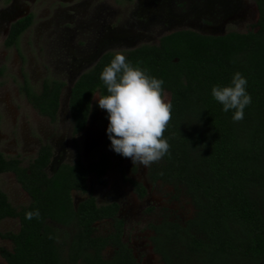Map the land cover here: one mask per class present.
Segmentation results:
<instances>
[{
    "label": "trees",
    "instance_id": "1",
    "mask_svg": "<svg viewBox=\"0 0 264 264\" xmlns=\"http://www.w3.org/2000/svg\"><path fill=\"white\" fill-rule=\"evenodd\" d=\"M256 1L260 18L247 33L210 36L179 31L163 37L159 45L125 54L134 67L163 80L164 93L171 94L172 116L164 132L170 149L152 166L151 178L185 190L195 207V215L184 224L165 220L152 226L155 252L165 264H264V0ZM32 23V15L15 23L6 46H17ZM113 58L114 53L103 55L71 89L75 136L86 129L93 95L108 94L100 74ZM237 72L247 80L252 102L244 109V119L234 122L235 110L224 112L212 88L230 86ZM64 86L61 81H45L42 92L35 94L26 80L24 89L40 114L56 121ZM52 157V147L45 145L24 168L18 158L0 152V176L15 174L31 198L27 207L17 210L0 190V224L20 221L17 233H0L13 243L11 251L0 249L1 257L7 264H78L81 259L84 264H108L100 256L107 239L95 236V225L116 218L117 206L97 204L89 177L94 174L105 186L112 156L103 154L88 167L78 158L49 175ZM114 158L128 159L115 151ZM133 185L145 194L141 184ZM74 193L89 197L76 206ZM36 210L39 218H25L26 212ZM51 223L76 230L68 255ZM120 236L121 232L119 242ZM116 246L125 252L116 253L115 264H135L124 245ZM88 249L96 254H87Z\"/></svg>",
    "mask_w": 264,
    "mask_h": 264
},
{
    "label": "rangeland",
    "instance_id": "2",
    "mask_svg": "<svg viewBox=\"0 0 264 264\" xmlns=\"http://www.w3.org/2000/svg\"><path fill=\"white\" fill-rule=\"evenodd\" d=\"M0 0V152L7 158H18L27 168L41 147L49 145L55 154V163L74 164L80 158L85 166L97 161L101 155L112 156L113 167L106 176L107 185L102 187L94 174L90 175L89 188L99 205L109 201L122 203L124 207L125 239L135 247L138 256L162 264L151 246V224L165 220L186 223L195 215V207L183 189L165 183H153L149 167L135 165L129 158L121 165L114 158L111 145H105L103 129L109 124L108 113L94 99L87 130L74 135V124L69 110V99L78 78L94 64L76 76L79 65L90 59L93 52L104 43L108 32L121 31L139 36L141 41L134 47L158 45L160 39L170 33L191 28L176 27L164 30L168 23L162 18H151L149 5L161 0ZM141 1L143 4H141ZM177 15L188 14L191 8L201 6L202 0H167ZM149 3V4H148ZM252 24L241 30H254L260 18L255 0L247 3ZM140 7L142 10H140ZM32 15L33 23L20 37L18 45L7 47L3 28L12 17ZM153 19V20H149ZM97 24L99 29L93 27ZM257 24V23H256ZM6 28V27H5ZM234 31L228 27L226 32ZM133 47V49H134ZM132 49V48H130ZM122 47H109L106 52L115 53ZM31 91L40 94L44 82L61 81V107L56 121L40 114L25 92V81ZM96 95H100L99 93ZM171 100L170 93H166ZM70 150V152H69ZM141 182L148 190L146 199H140L134 188L123 176ZM52 173V170L49 171ZM0 190L17 210L27 207L31 198L22 189L13 173L0 176ZM87 195L74 194L76 205ZM148 208H150L148 210ZM57 231L58 242L68 241L74 235L51 223ZM98 234L110 231V222L98 226ZM19 219H6L0 224V233H17ZM0 249L11 251L13 243L0 236ZM153 254V255H152ZM0 264L7 262L0 255Z\"/></svg>",
    "mask_w": 264,
    "mask_h": 264
},
{
    "label": "clouds",
    "instance_id": "3",
    "mask_svg": "<svg viewBox=\"0 0 264 264\" xmlns=\"http://www.w3.org/2000/svg\"><path fill=\"white\" fill-rule=\"evenodd\" d=\"M100 80L108 94H94L93 98H98L99 107L108 113L111 149L144 167L161 160L170 149L164 132L172 116L171 100L162 87L164 81L134 67L120 50L115 51L110 64L104 67ZM246 85L247 80L237 72L230 86L212 88V96L223 105L224 112L235 110L234 122L244 119V109L252 102ZM39 216V210L25 214L28 220Z\"/></svg>",
    "mask_w": 264,
    "mask_h": 264
},
{
    "label": "flooded vegetation",
    "instance_id": "4",
    "mask_svg": "<svg viewBox=\"0 0 264 264\" xmlns=\"http://www.w3.org/2000/svg\"><path fill=\"white\" fill-rule=\"evenodd\" d=\"M249 1H252V0H202L201 6H196L194 8H191V11L188 14L177 15L176 12L175 13L173 12L171 5L169 4L171 2H169L167 0H161V3L160 2H154L153 3L155 5L154 7H153V5L152 6L149 5L148 11L152 12L151 18H162L163 20H165L168 23L166 26H164V30H171V29H174L176 27H180V28L188 27V28H191V29H189V31L197 32V33H200L203 35L223 36V35H226V34L231 33V32L247 33V32H242L241 30L245 29L248 26V24L253 23V19H252L251 15H249V13H248V11L250 9V5H248L247 3H249ZM14 2H15L14 0H11L12 4H15ZM256 3H257V1H256ZM141 4H143L142 1H141ZM140 10H142L141 7H140ZM258 11H259V9H258ZM28 16H30V15H24V16H20V17H12V18H9L8 21H6L5 26L2 30L3 34L6 36V40L8 39V37L11 33L12 26L15 23H17L18 21L27 18ZM149 20L151 21L153 19H149ZM256 23H258V22H256ZM256 23H255V25H256ZM93 27L97 28V30L99 29V26L97 24H93ZM228 27L234 28V31L226 32ZM182 31H187V30H182ZM177 32H179V31H177ZM173 33H176V32H173ZM170 34H172V33H170ZM170 34H168V35H170ZM6 40H5V43H6ZM140 41H141V38L139 36H134V35H132V33H127V32H124L123 30L115 31V32H111V31L108 32L105 36L104 43L101 42V47L98 48L97 51H95L91 54L90 59L85 61L82 65L78 66L77 71H76V76L80 72L87 69L92 64H94L93 65V67H94L103 55H105L106 53H109V52H106V49L108 48V46L112 48L116 45L117 47L124 48V50L126 49L128 51H132V50L139 48V47L135 48L134 46L137 43H139ZM133 47H134V49H133ZM140 47H142V46H140ZM130 48H132V49H130ZM110 53H112V52H110ZM166 93H169V92H166ZM96 94H98V93H96ZM93 102H94V98L92 99V102H91L90 116L92 113ZM59 111H60V109H59ZM90 116H89V120H90ZM89 120H88L86 129L83 132H81L80 134H83L87 130ZM103 132L104 133L102 134V137H103V135H105V142H104L105 145L106 146L111 145V143L107 144V139H108L107 126L103 129ZM80 134H78V135H80ZM113 153H114V151H113ZM77 160H78V158H77ZM54 161H55V154L53 151V157L51 160V164L46 169V172L49 175L56 173V171L59 169V167L62 164H67V163H62V164L59 163L56 165V164H54L55 163ZM116 161L118 162L119 165H121L125 160L123 162H119V160L116 159ZM81 162H82V160H81ZM51 170H52V173H49V171H51ZM108 172H107V174H108ZM107 174L105 175V181H106ZM123 176H124V171H123ZM124 179L131 184V186L134 188L135 192L137 193V195L140 199H146V196L148 195V190L141 182L134 180V179L127 178L126 176H124ZM150 179L152 180L151 175H150ZM133 182H137L145 188V194L144 195H141L138 192L137 188L133 185ZM152 182H153V180H152ZM153 183H155V182H153ZM157 183H163V182L157 181L155 184H157ZM106 185H107V182H106ZM101 186L104 187L103 185H101ZM88 197H89V195H87V198ZM96 202H97V200H96ZM74 203H75V199H74ZM75 205H76V203H75ZM111 205L117 206L116 218H111V219H108L105 221H101L95 225V232H94L95 236L107 239L106 245H104V247L100 251L101 252L100 256H101L102 260L107 262L108 264H115L116 253L117 252H120V253L125 252V249H122L121 247L116 246V243H120V244L124 245L130 251L135 264H157L154 261V257L151 260L149 258L147 259V258L138 256L136 254V251H135L136 246L132 247L130 245L129 241L127 239H125V229H126L125 224H126V222L123 218L124 217V207H123L122 203L117 202V201H109L105 205H99V206H111ZM149 209L150 208H148V210ZM103 222H110V227H112V229L110 228V231H108L107 233L103 232L104 234H98V230H99L98 226ZM160 223H162V222H160ZM160 223H158V224H160ZM158 224H151L150 225V229L152 230V237H151L152 250L151 251L160 258L162 264H165L163 259L155 252V246L152 242V238L155 235V232L152 229V226L158 225ZM64 229L73 230L76 233V230H74V229H71V228H64ZM120 232H121V236H120V242H119L118 240H116V238ZM111 237L113 238L112 240L110 239ZM72 238H73V236H72ZM72 238L70 240H68L67 242L64 241L62 243H59V244L63 245L62 248H63V252L65 255H68L67 253H68L69 245L72 242ZM86 253L89 255H95L96 251L92 250V249H88L86 251ZM78 264H84L83 259H81Z\"/></svg>",
    "mask_w": 264,
    "mask_h": 264
},
{
    "label": "water",
    "instance_id": "5",
    "mask_svg": "<svg viewBox=\"0 0 264 264\" xmlns=\"http://www.w3.org/2000/svg\"><path fill=\"white\" fill-rule=\"evenodd\" d=\"M70 95H71V93H70Z\"/></svg>",
    "mask_w": 264,
    "mask_h": 264
}]
</instances>
